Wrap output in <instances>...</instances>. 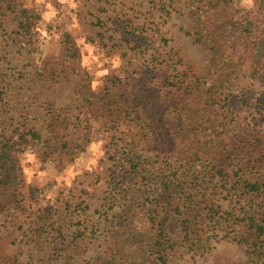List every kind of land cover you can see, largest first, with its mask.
<instances>
[{"label":"trees","instance_id":"1","mask_svg":"<svg viewBox=\"0 0 264 264\" xmlns=\"http://www.w3.org/2000/svg\"><path fill=\"white\" fill-rule=\"evenodd\" d=\"M247 1L190 0L200 28L187 35L212 55L205 77L193 74L178 55H173L175 65L186 68L170 72L171 63L157 54L149 64L166 73L161 89L145 88L114 71L101 89L83 85L85 105L73 123L58 110L52 114L50 139L28 127L3 137L0 214L22 211L24 157H35L44 171L81 169L88 163L90 144L106 135L115 149L106 176L113 199L103 213L109 218L104 264H168L176 248L205 251L212 240L242 245L253 263L264 264V91L254 87L264 85V0L254 2L255 10L244 7ZM1 4L27 27L39 25V7L25 8L22 0ZM114 25L127 44L141 47L136 40L142 38L136 34L140 29L123 27L117 20ZM25 33L13 35L39 65L44 53ZM237 37L250 60L252 94L242 90L232 106L225 93L243 66L229 47ZM62 39V59L55 67L64 75L70 59L78 61L80 53L69 48L70 34ZM112 39L103 42L109 52L115 47L107 44ZM2 97L0 91V102ZM75 130L81 136L72 141ZM114 206L119 211L111 216ZM65 258V264H83L79 256ZM9 263L0 255V264Z\"/></svg>","mask_w":264,"mask_h":264},{"label":"rangeland","instance_id":"2","mask_svg":"<svg viewBox=\"0 0 264 264\" xmlns=\"http://www.w3.org/2000/svg\"><path fill=\"white\" fill-rule=\"evenodd\" d=\"M255 1L248 0L244 7L255 10ZM22 2L25 8H40L37 27H27L3 4L0 6V140L13 136L20 127L33 128L50 139L48 124L52 114L58 110L74 121L79 108L85 105L83 85L101 89L104 79L114 71L145 88L161 89L166 73L159 68L152 70L149 64L157 54L163 53L171 63L170 72L186 68L175 65L173 55H178L198 77H205L209 71L211 53L187 35L200 28L190 0ZM116 20L123 27L140 29L136 32L142 36L136 38L140 48L126 43L114 25ZM22 30L44 53L39 65L36 57L22 47L20 38L13 35ZM64 33L70 34L68 46L76 47L80 58L76 62L70 59V67L63 75L56 71L55 64L62 59ZM109 36L113 39L107 44L115 45L110 52L103 48ZM232 46L235 61L241 59L243 64L241 76L230 82L225 93L233 106L242 90L252 94V82L247 78L250 60L243 55V41L237 37L230 43ZM254 87L264 91V85ZM71 133L72 141L81 136L78 130ZM110 142L106 135L97 137L88 147V163L81 169L44 171L33 156L21 160L22 211L0 214V255L9 264H65V256H79L83 264H104L109 218L103 213L113 199L109 180L106 181L115 149ZM222 204V209L228 208L227 202ZM117 211L114 206L111 216ZM78 233L85 236L78 237ZM207 248L194 252L176 248L168 264H255L242 245L212 240Z\"/></svg>","mask_w":264,"mask_h":264}]
</instances>
